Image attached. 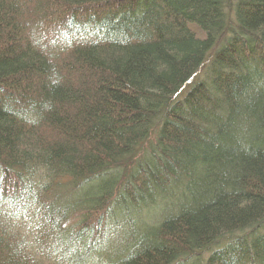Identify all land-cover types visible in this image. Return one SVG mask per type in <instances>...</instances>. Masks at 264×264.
Instances as JSON below:
<instances>
[{
    "label": "trees",
    "instance_id": "16d2710c",
    "mask_svg": "<svg viewBox=\"0 0 264 264\" xmlns=\"http://www.w3.org/2000/svg\"><path fill=\"white\" fill-rule=\"evenodd\" d=\"M2 209L0 264H264V0H0Z\"/></svg>",
    "mask_w": 264,
    "mask_h": 264
},
{
    "label": "rangeland",
    "instance_id": "374dc122",
    "mask_svg": "<svg viewBox=\"0 0 264 264\" xmlns=\"http://www.w3.org/2000/svg\"><path fill=\"white\" fill-rule=\"evenodd\" d=\"M2 214L0 216H3L7 219H10L11 224L14 226L15 230L20 234V236L25 240L27 245L31 246L32 242V236L34 234V231L36 229V223H34V219L26 218L21 216L20 214L15 215H6L5 210L2 209ZM33 218V217H32ZM31 250H33V247H29Z\"/></svg>",
    "mask_w": 264,
    "mask_h": 264
}]
</instances>
